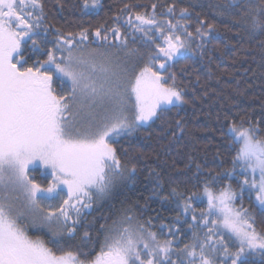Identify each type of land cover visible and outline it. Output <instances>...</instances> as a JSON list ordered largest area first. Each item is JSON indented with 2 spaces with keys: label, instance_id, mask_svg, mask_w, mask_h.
I'll return each instance as SVG.
<instances>
[{
  "label": "snow or ice",
  "instance_id": "snow-or-ice-1",
  "mask_svg": "<svg viewBox=\"0 0 264 264\" xmlns=\"http://www.w3.org/2000/svg\"><path fill=\"white\" fill-rule=\"evenodd\" d=\"M101 7V0H80L82 13ZM137 7L125 3L111 23L71 31L49 22L44 0H0V264H252L256 256L264 264V229L236 206L247 197L264 216V129L243 119L223 133L236 146L233 167L209 170L202 194L181 191L187 185L179 179L167 194L153 192L179 209L159 235L150 220L125 212L71 243L85 209L135 182L137 165L119 139L188 103L170 69L192 51L194 35L203 40L215 32L204 20L190 32L188 8L177 16L169 5L162 15L171 18L162 19L155 3L150 12ZM216 7L250 35L264 36V0ZM58 8H65L62 0ZM137 41L149 51L130 46ZM184 130L176 119L173 139ZM205 164L190 157L185 169L195 165L198 178ZM222 178L237 186L214 191ZM205 197L207 209L197 211L193 202ZM186 231L190 242L178 241Z\"/></svg>",
  "mask_w": 264,
  "mask_h": 264
},
{
  "label": "trees",
  "instance_id": "trees-1",
  "mask_svg": "<svg viewBox=\"0 0 264 264\" xmlns=\"http://www.w3.org/2000/svg\"><path fill=\"white\" fill-rule=\"evenodd\" d=\"M44 2L49 22L71 31L83 27L94 30L101 24L111 23L110 18L125 3L138 5L137 11L149 12L150 6L155 3L157 15L162 19L171 18L162 15L169 5L176 6L177 16L180 9L188 8V30L193 33L199 26V20L215 25V32L203 40L194 35L190 40L192 51L174 62L170 69L176 74L177 85L183 90L188 103L173 108L164 122L144 125L136 135L119 139L117 146L127 149L128 159L137 165L135 182L129 180L116 186L98 203L84 210L77 239L71 243L76 244L84 230L95 235L101 231L102 224L111 225L125 212L135 214L142 222L150 220L152 230L159 235V226L170 224L179 209L174 203L162 201L153 192L167 194L170 182L179 179L187 185L185 188V183H181V191L202 194L209 170L223 173L233 167L236 146L231 144L229 136L223 134L226 127L234 120L243 119L259 122L264 129V47L260 44L264 36L250 35L234 23L235 18L228 12L219 14L221 9H217L216 5H227L230 0H101L102 7L87 14L80 11V0H62L65 4L63 10L58 8V0ZM261 19L264 20V17ZM130 46L139 48L142 53L149 51L139 41L130 43ZM176 119L182 120L185 130L178 132L173 139ZM190 157L196 162H206L205 172L198 178L193 175L195 165L192 169H185ZM121 158L124 159L123 154ZM156 173L160 174L163 188L157 187ZM36 176L41 179L39 172ZM229 183L233 188L237 186L235 178H222L213 182V189L218 191ZM241 203L255 216L257 229H264V216L257 206L247 197L243 201L238 199L236 206ZM193 206L197 211L206 210L207 202L203 198L194 201ZM42 232L33 234L30 231V234L40 235ZM167 235L164 232L162 238ZM180 237L183 242H190L189 232ZM250 259L252 264H261L259 256Z\"/></svg>",
  "mask_w": 264,
  "mask_h": 264
},
{
  "label": "rangeland",
  "instance_id": "rangeland-1",
  "mask_svg": "<svg viewBox=\"0 0 264 264\" xmlns=\"http://www.w3.org/2000/svg\"><path fill=\"white\" fill-rule=\"evenodd\" d=\"M205 198H206V197H205ZM205 200H206V202H207V199H205ZM99 201H100V200L97 199V200L94 201V203H95V202L98 203ZM94 203H93V204H94ZM85 210H86V209H85ZM29 231H31L33 234H38L40 231H43V230H39V229H29ZM177 240H178V241H182L180 236L177 238Z\"/></svg>",
  "mask_w": 264,
  "mask_h": 264
},
{
  "label": "bare ground",
  "instance_id": "bare-ground-1",
  "mask_svg": "<svg viewBox=\"0 0 264 264\" xmlns=\"http://www.w3.org/2000/svg\"><path fill=\"white\" fill-rule=\"evenodd\" d=\"M206 199V198H205Z\"/></svg>",
  "mask_w": 264,
  "mask_h": 264
}]
</instances>
